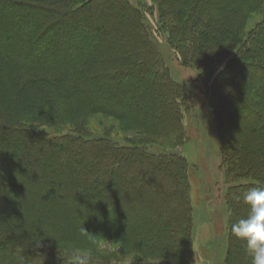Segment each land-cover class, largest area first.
<instances>
[{
  "label": "trees",
  "instance_id": "trees-1",
  "mask_svg": "<svg viewBox=\"0 0 264 264\" xmlns=\"http://www.w3.org/2000/svg\"><path fill=\"white\" fill-rule=\"evenodd\" d=\"M152 6L211 100L232 184L225 196L231 227L250 215L246 192L264 188V0ZM259 11L262 19L243 36L248 15ZM145 14L128 0H0V264H74L51 249L87 235L159 264H194L187 162L144 149L185 141L187 105L146 32ZM78 108L119 119L136 135L118 145L78 127L54 136L43 129L59 130L58 119ZM20 113L35 119L22 121ZM248 126L255 143L246 145L235 138ZM9 217L19 230L5 226ZM228 247L226 264H251L231 228Z\"/></svg>",
  "mask_w": 264,
  "mask_h": 264
},
{
  "label": "rangeland",
  "instance_id": "rangeland-1",
  "mask_svg": "<svg viewBox=\"0 0 264 264\" xmlns=\"http://www.w3.org/2000/svg\"><path fill=\"white\" fill-rule=\"evenodd\" d=\"M128 1L131 6L138 7L143 14L146 13L144 19L146 32L171 79L182 86L187 98V105L183 109L185 141L179 146H161L154 142L146 144L144 149L151 154L167 153L185 158L193 212L192 249L194 264H226L229 255L228 241L231 222L230 210L225 196L226 189L232 184H229L230 182H227L224 176L225 166L222 164L221 154L223 142L220 138L211 100L207 94H204L203 87L196 83L197 71L193 66L184 64L178 59L177 48H174L170 41L173 39V35L165 31V27H161L160 21L163 18V13L159 8L152 6L153 0ZM262 16L263 12L261 11L249 14L241 34L243 36L250 34L249 31L262 19ZM108 21L106 18V25ZM141 78L144 79L143 76ZM248 98V96L243 97L244 100H249ZM250 98H252L251 95ZM251 101L256 102L257 99H251ZM76 110L78 111L75 114L67 116L69 118L60 117L58 119L59 130L52 127H43V129L54 136L59 132H71L78 127L93 138L107 137L118 145L126 144L129 138L136 135L130 126L119 119L99 113H87L86 111V113H82L79 108ZM20 114L19 119L22 121L35 119L33 115L29 117L23 113ZM260 115L261 113L258 114V116ZM235 139H245L246 145H249L250 140L253 139L251 138L250 126L240 130ZM245 149L251 148L244 146L242 151ZM241 181L244 182V179L237 182ZM146 186L149 187L147 189H152L151 185ZM57 201L59 202V197ZM144 202L148 206L156 207L157 210L159 208L154 200L145 199ZM11 219L9 217L6 220L5 226L19 230L15 228V224L11 223ZM84 251L91 252L90 261L96 264H132L135 261L139 264L160 263L154 257L138 255L133 247L105 237L100 238L92 235L55 244V247L51 249L52 253L69 256Z\"/></svg>",
  "mask_w": 264,
  "mask_h": 264
},
{
  "label": "clouds",
  "instance_id": "clouds-1",
  "mask_svg": "<svg viewBox=\"0 0 264 264\" xmlns=\"http://www.w3.org/2000/svg\"><path fill=\"white\" fill-rule=\"evenodd\" d=\"M250 215L231 226L232 233L246 243L251 264H264V188H252L244 195ZM91 252L74 253V264H89Z\"/></svg>",
  "mask_w": 264,
  "mask_h": 264
}]
</instances>
